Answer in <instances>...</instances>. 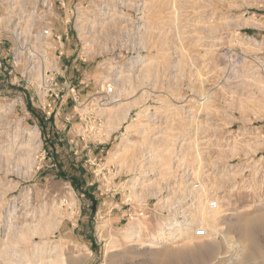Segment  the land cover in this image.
Masks as SVG:
<instances>
[{"label": "rangeland", "instance_id": "obj_1", "mask_svg": "<svg viewBox=\"0 0 264 264\" xmlns=\"http://www.w3.org/2000/svg\"><path fill=\"white\" fill-rule=\"evenodd\" d=\"M59 1L77 103L0 77V264H264V0Z\"/></svg>", "mask_w": 264, "mask_h": 264}, {"label": "built area", "instance_id": "obj_2", "mask_svg": "<svg viewBox=\"0 0 264 264\" xmlns=\"http://www.w3.org/2000/svg\"><path fill=\"white\" fill-rule=\"evenodd\" d=\"M55 2L61 3L59 0H0V77L9 76L4 78L5 83L20 85L22 94L25 96L29 91L38 103L46 97L60 101L69 95L76 104L75 90L57 83L58 60L67 36L63 37L64 33L57 29L60 13ZM89 31L86 27L80 32L88 35ZM12 77L18 81L12 82ZM210 207L215 208L216 202H211ZM205 236L202 228L194 232L195 238Z\"/></svg>", "mask_w": 264, "mask_h": 264}, {"label": "bare ground", "instance_id": "obj_3", "mask_svg": "<svg viewBox=\"0 0 264 264\" xmlns=\"http://www.w3.org/2000/svg\"><path fill=\"white\" fill-rule=\"evenodd\" d=\"M132 1V0H131ZM142 1V0H141ZM144 1V0H143ZM125 2V1H124ZM127 2V1H126ZM129 3V2H128ZM145 3H146V1H145ZM144 4V3H143ZM147 4V3H146ZM124 5V4H123ZM139 5V4H138ZM148 5V4H147ZM101 6V5H100ZM107 6V5H106ZM122 6V5H121ZM140 6V5H139ZM145 6V5H144ZM127 8V7H126ZM139 8V7H138ZM105 9V8H104ZM136 9V8H135ZM142 9V8H141ZM143 9H144V7H143ZM142 9V10H143ZM108 10V9H107ZM111 10V9H110ZM133 10H134V8H133ZM145 10V9H144ZM148 10V9H147ZM136 12H137V10H135ZM107 14H108V12H107ZM110 14H114V11L112 12V13H110ZM146 14H147V12H146ZM117 15H119V14H117ZM144 15H145V13H144ZM85 16V15H84ZM105 16H107L108 17V15H106L105 14ZM105 16H103L104 17V19H105ZM80 17H82V16H80ZM119 17H121L120 15H119ZM128 17V16H127ZM133 17V16H132ZM113 18H114V16H113ZM122 18H123V16H122ZM128 18H130V17H128ZM103 19V20H104ZM116 19H117V17H116ZM119 19V18H118ZM121 19V18H120ZM131 19V18H130ZM140 19V18H139ZM121 21H123V20H121ZM128 21H129V19H128ZM134 21V20H133ZM143 21V20H142ZM127 22V21H126ZM139 22V21H138ZM143 22H147V21H143ZM108 23V22H107ZM119 23V22H118ZM130 23V22H129ZM124 24V23H123ZM138 24V23H137ZM145 25V24H144ZM136 26V25H135ZM141 26V25H140ZM142 27V26H141ZM141 27H140V29H141ZM138 28H139V26H138ZM139 29V30H140ZM147 30V29H146ZM137 31H138V29H137ZM137 31H135V33L137 32ZM143 31V30H142ZM141 31V32H142ZM151 32H152V30H150ZM148 32V31H147ZM143 34V33H142ZM155 34V33H154ZM141 35V34H140ZM145 35H146V32H145ZM147 35H149V37H150V34H147ZM146 35V36H147ZM154 36V35H153ZM144 37V36H143ZM152 37V36H151ZM150 40H151V38H150ZM118 96V95H117ZM121 105V104H120ZM182 144V143H181ZM183 145V144H182ZM184 171V170H183ZM159 179V178H158ZM183 216V215H182ZM181 219H182V217H181ZM183 220V219H182ZM174 233V232H173ZM158 238H156V237H152V239L153 240H155V242H157V243H161V242H163L165 239H164V237H163V235H164V233H163V231L162 230H158ZM127 236V235H126ZM127 238V237H126ZM129 238V237H128ZM139 239V238H138ZM137 240V239H136ZM143 240V239H142ZM225 240V239H224ZM244 244L242 243V245H244L243 247L241 246V247H237L238 248V251H237V253H239V254H241L242 256H244L245 258L249 255L248 254V251H249V249L250 250H252V248H254V238H253V235L252 234H246V235H244ZM138 241V240H137ZM140 243H142V242H140ZM238 243V242H237ZM230 245H232V244H230ZM249 245H250V247H249ZM238 246V245H237ZM253 246V247H252ZM36 247V246H35ZM252 247V248H251ZM231 248V247H230ZM229 248V249H230ZM235 248H236V246H235ZM233 250V249H232ZM231 251V250H230ZM236 251V250H235ZM236 253V252H235ZM238 254V255H239ZM231 255V254H230ZM240 255V256H241ZM250 261H251V251H250Z\"/></svg>", "mask_w": 264, "mask_h": 264}, {"label": "crops", "instance_id": "obj_4", "mask_svg": "<svg viewBox=\"0 0 264 264\" xmlns=\"http://www.w3.org/2000/svg\"><path fill=\"white\" fill-rule=\"evenodd\" d=\"M41 123L45 126V131H47V132L50 131V134H54V131L53 130L51 131V124L50 123H46L45 121H43V122L41 121Z\"/></svg>", "mask_w": 264, "mask_h": 264}]
</instances>
